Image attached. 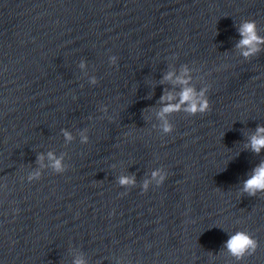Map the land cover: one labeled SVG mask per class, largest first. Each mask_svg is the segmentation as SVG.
Wrapping results in <instances>:
<instances>
[{"label":"water","instance_id":"water-1","mask_svg":"<svg viewBox=\"0 0 264 264\" xmlns=\"http://www.w3.org/2000/svg\"><path fill=\"white\" fill-rule=\"evenodd\" d=\"M245 21L264 37V0H0V264H264ZM178 76L208 110L160 115Z\"/></svg>","mask_w":264,"mask_h":264},{"label":"clouds","instance_id":"clouds-1","mask_svg":"<svg viewBox=\"0 0 264 264\" xmlns=\"http://www.w3.org/2000/svg\"><path fill=\"white\" fill-rule=\"evenodd\" d=\"M242 39H240L237 47L244 49L242 55L248 57L257 51H259V45L264 43V37L257 35L256 26L254 21H245L239 28ZM187 69H185V72ZM173 73L169 72L166 74L164 79L171 80ZM95 81L93 80V83ZM174 83L182 85V90L179 93V102L177 104H168L162 108L160 115L163 117L165 113L172 111H179L182 105H187L184 110L189 113H195L197 111L204 112L209 109V104L206 99H204L203 90L197 94L193 87L188 86L187 79L184 76L176 77ZM162 100L168 99L171 100L173 97L171 95L162 96ZM164 131L168 132L171 129V126L165 121ZM65 136L68 139H71V135L68 132H65ZM250 147L254 152L259 153L261 148H264V126H257L256 132L250 138ZM49 159L53 160V166L57 170L61 169V161L55 159L52 153H49ZM253 175L244 182V191L248 192L250 195H255L256 191L264 190V161H262L254 170ZM158 173L153 172V177ZM163 177H161V180ZM132 179L128 177H121V184L132 183ZM145 187H147V182H145ZM256 241L245 232H237L232 235L226 242V247L228 251L235 256L237 259H240L244 256L245 253H251L256 249ZM75 264H84L83 260H76Z\"/></svg>","mask_w":264,"mask_h":264}]
</instances>
